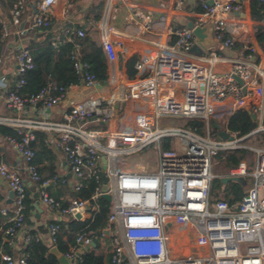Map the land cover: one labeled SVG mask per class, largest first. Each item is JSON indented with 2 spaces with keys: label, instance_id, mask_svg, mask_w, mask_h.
Masks as SVG:
<instances>
[{
  "label": "built area",
  "instance_id": "2783aa9c",
  "mask_svg": "<svg viewBox=\"0 0 264 264\" xmlns=\"http://www.w3.org/2000/svg\"><path fill=\"white\" fill-rule=\"evenodd\" d=\"M58 1L37 0L31 27L50 25ZM27 3L28 0H17L13 16L17 18L23 13ZM107 6L106 16L96 26L107 61L105 83L110 90L79 102L70 101L58 119L51 109L74 84L65 87L48 79L38 92H24L27 73L35 65L29 48L21 46L17 54L12 84L1 72L0 53V97L14 112L0 115V124L16 132L14 135L5 132L3 139L24 159L29 178L27 182L18 168L8 166L0 151V178L13 192L12 208L2 209L4 215L11 212L1 227L3 240L13 243L23 227L27 187L34 184L36 189L41 187L36 199L40 204L73 217L76 212L90 213L93 201L108 193L111 200L107 228L112 239L111 261L115 264H264V148L243 147L254 152V168L250 169L246 160L241 159L218 175L243 177L244 186L251 182L238 200L231 201L222 194L210 200L215 176L213 157L221 151L228 155L242 148L239 141L251 135L239 136L229 130V118L240 109L256 115H262L264 110L259 102L264 98V67L251 59L255 46H247V57L232 59L227 72H216V56L192 54L195 44L192 28L169 22L170 13L182 7L181 0H175L169 6L165 4L166 10L160 17L165 28L155 30L158 38L152 41L150 49L134 59L135 72L129 74L126 62L132 56L127 54L121 38L111 37L118 34L109 22L116 16V9L112 8V0H108ZM240 6V0H212V4L204 0L203 12L194 24L203 25L211 17L212 32ZM135 16L126 23L134 31L155 29L153 21H143L140 12L136 11ZM87 35L85 28L68 26L60 38L52 40V45L70 42V56L81 82L94 87L101 82L81 55L83 38ZM234 43L233 36L221 42L226 47ZM167 119L183 122L177 125L166 122ZM196 120L202 121L200 129L192 123ZM213 123L219 124L230 137L220 138ZM37 130L47 133V143L63 154L75 176L94 177L98 181L104 173L106 184H98L90 198L50 195L44 185L66 179L55 174L40 183L31 144ZM151 144L157 146L158 153L143 154ZM81 185L75 182V192L80 191ZM58 231V223L49 224L52 245ZM32 238L40 239L28 233L25 242ZM79 240L90 243L92 238L79 235ZM75 253L72 248L65 255L74 258ZM1 260L3 264H28L26 252L19 256L2 253Z\"/></svg>",
  "mask_w": 264,
  "mask_h": 264
},
{
  "label": "crops",
  "instance_id": "0c3cea01",
  "mask_svg": "<svg viewBox=\"0 0 264 264\" xmlns=\"http://www.w3.org/2000/svg\"><path fill=\"white\" fill-rule=\"evenodd\" d=\"M16 1L17 0H0V53L3 57L1 72L10 84L14 82L15 65L17 60L13 59V56L14 54L15 56L18 54L21 46H25V42L27 41L30 31L33 29V27H31V19L34 6L37 2V0H28L26 9L16 18L12 14V10ZM174 1L175 0H112V8L116 9V16L109 22L112 26H114V28H116L118 34H111V37L121 38L124 41L125 49L128 51L127 54L129 55L130 53L129 56H132V58L135 59L136 57L141 56L144 52L151 48L152 41H155L158 38L155 34V30L157 28H165L164 23H162L160 20V17L162 16L163 11L166 10L165 4L169 6V3ZM203 1L204 0H181V9H175L170 13L169 22L174 26H184L187 25V22L189 21H193L195 23L198 20V16H200L203 12ZM99 2L103 3L99 16L96 17L92 12L91 15L86 14L87 6L90 4H97ZM240 2L241 6L239 10L233 11L232 13L226 15L225 22L222 25L220 24V28H218L219 30L216 28L217 26L214 27L211 32L212 43L210 47L203 53V55L213 54L218 58L215 66V71L218 73L227 72L232 59L247 57L249 52L247 49L248 45L255 46V51L251 56L252 58H250L253 59L254 62L258 63L261 67H264V49L259 46L255 36V27L257 25L264 26V20L252 19L250 13L251 0H240ZM107 3L108 0H90L89 3H77L74 0H59L53 8L52 21L54 20L58 23L62 22L65 26L63 29L68 26L80 25L77 27L85 28L89 33L87 36L99 43L100 30L97 28L96 23L106 16L108 12ZM112 8L110 6L111 10H113ZM136 11L140 12L143 21H153L155 29L152 31L139 33L137 29L134 31L133 26H129L132 28L131 30L126 25V23H129V20H131L133 17H136ZM112 12H115V10ZM203 24H207L211 29V27L214 26V21L210 17L207 22ZM226 25L227 29L225 28ZM221 28L222 30H220ZM21 29H23V31H21ZM227 36H233L235 38V43L232 47H226L221 44L223 39H225ZM192 54L194 56H198V54L194 52H192ZM84 89L85 87H82L79 84H74L71 86L68 89L65 98L59 104H57V106L51 109V114L57 119L60 118L62 111L68 107L70 101L75 102V100L84 96ZM109 90L110 87L105 83V81H103L93 87L94 92L91 95L107 94ZM259 102L262 104V107H264V98H262ZM13 114L14 112L5 106L2 98L0 97V115L7 116ZM255 121L257 126L251 135L257 131L264 132V110H262V115L259 113L256 115ZM53 149L57 157V174L66 176L67 182L61 185H56V182L49 183H53L51 190L54 193H58V191L60 192L57 197H63L64 199H67L71 196H74L72 192H75L74 185L78 180V177L72 173L70 167L66 164L63 154L57 148L53 147ZM0 151L3 161L8 166L18 168L23 176V179L29 182L28 174L25 170L26 163L24 159L15 151V149L7 140L3 139V134H0ZM43 163H47L45 159L42 161V164ZM42 164L41 162H38L36 165L39 167ZM49 183H46L44 186L48 185ZM34 190H36V188ZM10 191L11 190L8 188L6 183L0 178L1 213L3 208L11 209L13 206V201H9ZM39 206V210L36 209L32 211V216L28 218L29 222H25L23 227L17 232L14 242L11 244L7 243L6 247L1 246L0 264L3 263L1 260L2 253H7L9 251V253L14 256H19L25 253L21 250L26 245L25 236L28 234L27 232L29 230H34L36 232L35 234L39 236V240L48 245L50 248L52 243L50 240L48 227L49 224L52 223L51 221L53 219L60 220L73 217L70 215H61L58 213V210L51 209L43 204H39ZM89 216H91V212H86L81 215L80 219ZM104 229H107V231L103 230L102 234L96 236L99 245L97 251L103 252L105 254H111V235L107 227ZM64 239H67L66 236H64ZM3 241L6 243L5 240ZM91 241H93V239ZM78 245L79 246L74 251H80L81 254L90 249H95L97 246L96 243L92 244L91 242ZM79 258L80 256L76 258L74 257V261L71 264H79Z\"/></svg>",
  "mask_w": 264,
  "mask_h": 264
},
{
  "label": "trees",
  "instance_id": "16d2710c",
  "mask_svg": "<svg viewBox=\"0 0 264 264\" xmlns=\"http://www.w3.org/2000/svg\"><path fill=\"white\" fill-rule=\"evenodd\" d=\"M102 2L97 4H90L86 7V14L91 15V12L95 16H99L102 9ZM251 17L254 20H264V0H251L250 4ZM80 26V25H77ZM65 26L62 22L52 21L50 25L43 27H33L30 34L25 42V46L29 48L35 65L34 68L29 70L27 73V81L23 89L24 92L34 93L38 92L48 81L53 80L56 84L68 87L72 84H82L78 73L75 70L74 62L71 59L70 51L72 50V44L70 42L59 43L56 47L52 45V40L62 36V29ZM255 36L259 46L264 49V26L257 25L255 27ZM82 59H85L90 64V70L94 72L100 82H103L107 78V61L105 54L99 43L92 40L89 36L83 38L82 48ZM134 58H131L127 62L129 68V74H133L132 63ZM13 82V80H12ZM193 124H197L199 129L202 125V121H192ZM257 126L255 120L252 119L250 113L246 109L238 110L232 115L228 122L227 127L229 130L236 132L239 136H244L253 131ZM8 132L9 134H16L14 129L6 125L0 124V134ZM254 134H264V132L257 131ZM251 136V135H249ZM249 136L245 137L248 138ZM32 146L35 149L34 163L37 164L45 159L46 164L43 163L41 166H37L38 172L41 176L40 183L51 178L57 174V157L52 146L47 143V133L40 130L35 131V139L32 141ZM242 151L237 149L231 151L227 155V161L229 166L236 165L241 159L242 154L237 155L238 152ZM45 172V173H44ZM66 181H56V185H61L67 182V177L64 176ZM77 182H81L79 192H72L74 195L81 196L83 198H90L94 188L98 184H106L107 178L104 173L100 174V179L96 181L94 177H81L78 178ZM224 187V196L231 198V201L238 200L244 193L243 184L240 182H233L230 188L232 195H227L225 189L228 187V183L223 185L220 180L217 181ZM53 183H49L44 186V189L54 197L59 195L54 193L52 189ZM41 187L36 190H32L30 186L27 187V197L25 200V222H29L28 218L32 216V211L37 208L34 203L37 199ZM68 189V188H67ZM222 193H214L211 184L210 200L213 201L218 199ZM58 198V197H57ZM110 202L104 197H98L93 201V207L91 208V216L76 219L66 218L56 220L53 219L51 222L59 224V231L56 236L55 245L62 253L66 254L74 248L79 246L77 237L79 235H90L93 241L97 244L95 249L85 251L80 255L79 264H115L111 261V254H105L97 251L98 239L96 236L103 233L104 228L107 227V218L109 213ZM95 207V209H93ZM11 212L3 215L0 212V248L6 247L7 242L3 241L1 227L5 226V220L9 218ZM33 223V222H31ZM41 228V226H40ZM27 233L32 236L36 235L34 230H29ZM66 236L67 239H64ZM49 247L40 240L35 238L30 239L21 251L27 253L28 264H60L57 257L53 253L48 252ZM9 253V251L7 252ZM3 264V263H2Z\"/></svg>",
  "mask_w": 264,
  "mask_h": 264
},
{
  "label": "rangeland",
  "instance_id": "374dc122",
  "mask_svg": "<svg viewBox=\"0 0 264 264\" xmlns=\"http://www.w3.org/2000/svg\"><path fill=\"white\" fill-rule=\"evenodd\" d=\"M90 0H83L82 2H86L89 3ZM98 1V0H97ZM100 1V0H99ZM13 59H17V54L15 56H13ZM148 73H146L145 75H147ZM80 86L85 87L84 89V96L78 98L77 100H75V102H79L82 101L83 99L89 97L91 94H93V87H88L85 84H80ZM120 111L118 110L117 113H119ZM166 122L168 123H175L177 125L182 124L183 120L181 119H167ZM188 123L190 121H187ZM201 133H203L202 131H200ZM212 136L215 137V132L213 131ZM239 144L242 146V148H240L242 151L238 152L237 155L242 154V159H245L246 162L248 163V165H250V169L254 168V152L252 150H250L249 148H243V147H251V148H264V134L258 135V134H252L251 136H249L246 139L240 140ZM152 152H156L158 153V148L156 145L151 144L149 146H147L144 149L143 154L145 153H152ZM141 154V153H140ZM137 154H134L133 156H136ZM223 155H225V157L223 158ZM213 162H214V166H213V174L215 175L213 177L212 180V189L214 193H222L224 191V187L221 184H218V180H220V177L218 176L219 174L225 172L229 165H228V161H227V155L226 152L221 151L217 156L213 157ZM156 161H158V157L156 158ZM128 163H132L130 160L127 159ZM252 179V178H250ZM235 181H229L228 183V187L225 189V193H227V195H231V186L232 183ZM250 181L243 187L244 192L248 189V187L250 186ZM213 201V199H212Z\"/></svg>",
  "mask_w": 264,
  "mask_h": 264
},
{
  "label": "water",
  "instance_id": "95a60500",
  "mask_svg": "<svg viewBox=\"0 0 264 264\" xmlns=\"http://www.w3.org/2000/svg\"><path fill=\"white\" fill-rule=\"evenodd\" d=\"M207 3L212 4V0H207ZM187 26L192 28L193 33L195 35V44L192 47V52L198 54V55H202L204 53V51H206L211 43H212V36H211V29L209 28V26L207 24H203V25H198V24H194L193 21H189L187 22ZM236 80L241 83V79L238 76H235ZM40 102H37L36 106H39ZM49 110V109H48ZM252 117L253 120L256 119V113L254 112H250L248 111ZM213 127L215 129H217V135L220 138H229L230 136L228 135V133L225 130H222L220 125L217 123H213ZM255 130L251 131L250 133H253ZM103 160H105V157H103ZM105 167V166H104ZM220 181L222 184H227L229 181H235V182H240L243 183L244 179L243 177L240 176H224V177H220ZM30 188L32 190L35 189V185L31 184L29 185ZM103 190H105V187H103ZM222 195H224V193H222ZM101 197H104L105 199H107L108 201L111 200V197L108 193L104 192L101 194ZM13 198V192L10 191L9 193V201H11ZM39 201L36 200L34 203V206L39 210ZM95 209V207L93 208ZM81 211L83 210V208L80 209ZM74 217L76 219H80L81 218V212H76L74 214ZM104 231H107V229H104ZM92 244H95L94 241H91ZM78 244L83 245V240H79ZM49 253H53L60 264H71L74 261V258H68L64 253H62L61 251H59V249L57 248L56 245H52L49 250ZM75 258L81 255L80 251H76L75 253Z\"/></svg>",
  "mask_w": 264,
  "mask_h": 264
}]
</instances>
